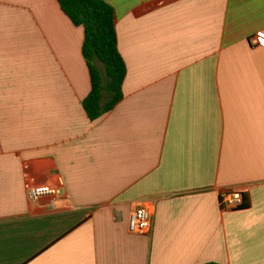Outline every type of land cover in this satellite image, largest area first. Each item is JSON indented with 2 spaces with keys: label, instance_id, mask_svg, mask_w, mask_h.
I'll list each match as a JSON object with an SVG mask.
<instances>
[{
  "label": "crops",
  "instance_id": "obj_1",
  "mask_svg": "<svg viewBox=\"0 0 264 264\" xmlns=\"http://www.w3.org/2000/svg\"><path fill=\"white\" fill-rule=\"evenodd\" d=\"M104 1L126 74L92 122L83 28L0 0V264H264V0Z\"/></svg>",
  "mask_w": 264,
  "mask_h": 264
},
{
  "label": "trees",
  "instance_id": "obj_2",
  "mask_svg": "<svg viewBox=\"0 0 264 264\" xmlns=\"http://www.w3.org/2000/svg\"><path fill=\"white\" fill-rule=\"evenodd\" d=\"M56 1L70 22L84 31L81 52L88 69L90 92L82 105L93 122L109 113L122 99L126 69L117 48L114 10L104 0ZM103 96L107 97L104 105Z\"/></svg>",
  "mask_w": 264,
  "mask_h": 264
},
{
  "label": "built area",
  "instance_id": "obj_3",
  "mask_svg": "<svg viewBox=\"0 0 264 264\" xmlns=\"http://www.w3.org/2000/svg\"><path fill=\"white\" fill-rule=\"evenodd\" d=\"M253 47L264 46V34L257 33L249 39ZM25 191L30 201H35L42 197H55L60 194L57 187L50 185L34 186L26 182ZM220 206L224 210H238L245 204L244 192L240 189L229 188L220 195ZM152 226V212L144 206L136 208L129 216L127 229L130 234H148Z\"/></svg>",
  "mask_w": 264,
  "mask_h": 264
},
{
  "label": "rangeland",
  "instance_id": "obj_4",
  "mask_svg": "<svg viewBox=\"0 0 264 264\" xmlns=\"http://www.w3.org/2000/svg\"><path fill=\"white\" fill-rule=\"evenodd\" d=\"M105 98V97H104ZM107 101V97L104 99V101L102 100V105H104L105 104V102Z\"/></svg>",
  "mask_w": 264,
  "mask_h": 264
}]
</instances>
